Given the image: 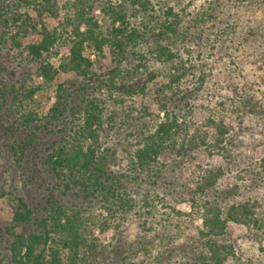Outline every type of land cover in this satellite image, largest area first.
Listing matches in <instances>:
<instances>
[{"label":"rangeland","instance_id":"rangeland-1","mask_svg":"<svg viewBox=\"0 0 264 264\" xmlns=\"http://www.w3.org/2000/svg\"><path fill=\"white\" fill-rule=\"evenodd\" d=\"M3 1L27 12L39 31L43 26L62 29L66 16L78 7L97 24L92 27L96 35L111 34L112 11H123L136 34L127 42L119 67L109 45L98 52L93 42L85 44L83 55L94 62L90 70L97 73L93 80L61 70L70 48L65 43L57 46L50 62L59 71L37 94L38 106L25 101L19 91L26 83L43 85L36 66L22 60L21 49L1 45L2 264H15L8 232L13 199H23L40 218L48 215L44 208L52 196L80 217L83 231L89 226L94 232L92 243L101 264H157L165 244L206 243L211 237L201 235L205 204L225 214L233 207L247 210L238 214L244 222L227 223V240L220 244L231 254L223 264H264V0H144V5L137 0H52L53 14H45L41 22L28 4H0ZM172 17L179 21L176 33L167 29ZM5 29L0 36L10 42L18 29ZM81 32H86L85 25ZM42 38L30 28L17 36L24 47ZM109 73L117 83L111 91L105 77ZM60 87L70 105L58 123L50 114ZM88 99H94L102 116L93 126L94 138L75 134L85 122L80 115ZM162 107L179 118L176 148L158 160L161 171L136 181L133 154L165 121ZM29 113L37 116L26 124L23 119ZM65 143L103 152L111 171L129 176L128 182H121L136 207L120 226L111 222L101 232L106 224L95 226L90 218L108 216L104 207L86 202L78 190L67 191L54 177L49 156ZM180 252L177 260L183 258ZM59 255L60 264H86L83 253L77 261L68 250Z\"/></svg>","mask_w":264,"mask_h":264},{"label":"trees","instance_id":"trees-1","mask_svg":"<svg viewBox=\"0 0 264 264\" xmlns=\"http://www.w3.org/2000/svg\"><path fill=\"white\" fill-rule=\"evenodd\" d=\"M51 1L18 0V4H28L40 15L41 22V17H44L45 14H53ZM143 1L137 0L136 2L144 5L146 1ZM10 4L6 1L0 4V29L17 28L18 31L10 42L6 40L5 35L0 36V48L1 45H7L12 49H21L22 60L36 66L37 75L43 80V85L33 83L27 85L26 83L19 89L23 99L32 106L38 102L37 94L44 90L45 85L54 82L58 74L59 70L55 69L50 62L51 52L57 46L65 43L70 48V55L65 57L60 66L61 70L64 72L74 71L84 78L93 80L97 77V73H92L90 70L94 62L83 55L85 44L93 42L98 52H103L104 46L109 45L119 67L126 52L127 42L136 34L135 31H130L126 16L122 14L123 11H112L113 29L111 34L107 37L96 35L92 27L96 28L97 24L93 23V19L78 7L73 11V14L66 16L62 23V29L50 30L47 26H43L42 31H39L36 21L30 19L27 12L23 14L20 7L12 8ZM167 15H172V13L168 11ZM178 24L179 21L173 18V21L167 25V29L176 33ZM83 25L86 26V32H81ZM29 28L34 32H39L43 38L38 43L24 47L17 40V36L21 32L28 33ZM64 32L70 36L65 37ZM91 74L93 75L91 76ZM105 77L109 83L108 89L111 91V88L117 85L115 76L113 73H109ZM86 103L88 104L87 109L80 115V119L82 117L85 122L75 129V134L80 137L94 138L96 132L93 126L100 124L102 116L94 99H88ZM69 105L64 97L63 87H60L58 101L51 110L50 120L59 123L66 111L69 110ZM162 112L166 116L165 121L160 124L155 133L146 138L145 143L140 145L133 154L131 168L136 173V181L145 173L161 171L156 166L158 160L165 152L174 151L176 148V137L180 134L178 129L181 128L179 118L165 107H162ZM36 116L29 113L26 117L24 116L23 122L28 124L34 121ZM220 130L223 135L225 129ZM49 160L54 177L64 184L67 191L78 190L86 202L96 201L104 207L108 216L90 218L91 224L95 226L106 224L101 228V232L107 230L112 225L111 222L120 226L125 216L136 207V202L127 195L128 189H125L124 183L121 182V178H126L125 180L128 182L129 176L118 175L111 171L103 152L95 151L92 147L86 151L80 145L65 143L49 156ZM261 169L264 173V157L261 161ZM13 202V216L8 232L12 238L9 251L15 264H60L59 252L62 250H68L76 261L80 253H83L82 258L86 264H101L97 245L92 243L94 232L92 233L89 226L86 227V231H83L84 226L80 217L71 215L65 205L55 196H52L49 207L44 208L48 215L40 218L36 217L35 211L23 199L15 198ZM204 206L201 235L211 237L210 240L193 247L188 244L177 246L173 243L165 244L164 250L157 257V264H223L228 259L231 254L229 247L220 244L227 240V223L229 221L244 222L238 217V214H246L247 210L233 207L225 214L219 207L213 208L207 204ZM247 220L248 218L245 221ZM30 228L33 229L30 230ZM200 250L203 253H200ZM177 251H181L179 255L183 257L181 260H177ZM0 264H2L1 259Z\"/></svg>","mask_w":264,"mask_h":264}]
</instances>
